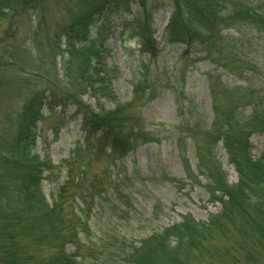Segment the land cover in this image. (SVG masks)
<instances>
[{
	"label": "trees",
	"instance_id": "trees-1",
	"mask_svg": "<svg viewBox=\"0 0 264 264\" xmlns=\"http://www.w3.org/2000/svg\"><path fill=\"white\" fill-rule=\"evenodd\" d=\"M45 1L0 0L3 70L21 72L26 66L28 50H17L13 45L26 28V16ZM168 1L165 39L169 44L183 45V58L193 47L204 52L205 58L213 53L221 55L226 43H233L232 39L224 41L220 32L224 24L230 28L247 25L264 33V0ZM62 2L65 15L57 21L55 43L49 44L54 60L61 58L56 75L13 80L8 76L15 102L13 111L4 116L6 122L0 125V264H200L202 258L205 264H264V151L254 157L249 141L253 133L264 134V89H248L239 98L229 89L228 105L222 107L212 88L211 123L202 126L199 118L190 122L192 112L185 122L199 159L198 136L206 138L209 164L197 167L199 175L208 181L211 201L221 205L219 212L202 222L184 216L180 223L140 241L127 238L111 225H95V231L91 228L94 212L89 205L96 198L107 202L111 215L117 218L125 217V213L130 218L134 215L129 196L116 176L104 170L88 177L89 163L107 150L123 159L135 146L153 141L155 136L124 105L105 108L101 102L112 98L111 76L103 60L105 38H89L88 32L99 27L96 16L115 10L128 14L121 23L123 40L136 38L142 51L152 58L160 50L152 28V9L145 0ZM134 3L138 10L129 12ZM42 24L45 22L41 20ZM244 65L253 67L246 59ZM5 79L0 76V86ZM134 93L138 97L139 89L135 87ZM85 95L88 99L83 100ZM243 99L252 106L245 120L238 112ZM69 106L81 116L85 134L84 141L72 151L71 160L84 155L83 166L76 174L68 166L63 183L47 198L41 182L52 164L49 158L33 152V134L44 109ZM219 143L237 176L235 183L228 182L227 172L216 159ZM217 237L224 241L221 250L214 243Z\"/></svg>",
	"mask_w": 264,
	"mask_h": 264
},
{
	"label": "rangeland",
	"instance_id": "rangeland-1",
	"mask_svg": "<svg viewBox=\"0 0 264 264\" xmlns=\"http://www.w3.org/2000/svg\"><path fill=\"white\" fill-rule=\"evenodd\" d=\"M248 1L259 3L263 0ZM169 4L168 0H145V5L152 9V28L160 50L155 58L142 51L136 38L123 40L120 35L121 23L127 13L112 10L98 15L95 21L99 27L88 32L89 38H105L103 60L111 76L112 98L101 102L105 108L124 105L128 113L139 122L142 121L146 131L155 136V140L135 146L123 159H118L107 150L89 163L87 172L88 177L104 170L116 176L123 185L125 195L129 196L133 206L130 212L133 211L134 215V218H130L125 213V217L118 215L120 218H117V215H111L107 202L96 198L89 205L94 212L91 228L95 231V225H111L134 241L178 224L184 216L190 215L195 221L202 222L209 214L219 212L221 205L211 201L206 187L208 181L199 175L197 167L200 163L209 164L206 138L198 136L201 145L199 159L194 142L188 137L185 122L187 118L190 119L189 113L192 112L194 118L190 122L199 118L202 126L211 123L212 88L222 107L228 105L226 91L229 89L234 90L231 91L234 95H240L235 96L237 98L244 96L248 89H264L263 32L247 25L230 28L224 24L220 26L224 41L226 43L232 39L233 43H226L221 55L213 53L205 58L204 52L193 47L191 53L183 58V45L169 44L165 39ZM135 10H138L137 3L130 7L129 12ZM64 15L62 0H47L41 8L26 16V28L13 45L17 50H28L29 54L24 55L26 66L22 67L21 72L0 67V76L6 78L0 86V125L6 122L5 114H10L14 109L15 101L11 96L14 86L8 81V76L13 80L21 76L32 79L56 75L57 62L60 67L61 58L56 57L54 60L53 49L49 48V44L55 43L57 21H61ZM41 20L45 24L40 26ZM2 29L3 26H0V37ZM1 50L0 43V54ZM235 51L236 54L239 51L253 67L249 69L244 65L243 57L235 55ZM52 63H55V67L51 66ZM219 83L223 92H220ZM135 87L139 89L138 97L134 93ZM84 99L88 97L85 95ZM90 102L93 103L92 100ZM251 108L248 101L243 99L238 109L239 118L247 119ZM33 135V152L40 158H49L52 164L41 182L49 198L51 191L56 192L63 183L68 166L74 168L75 174L83 166L84 155L75 161L71 160L72 151L84 141L81 116L74 112L72 106L65 109L57 107L53 111L44 109ZM249 141L253 156H259L264 151V134L253 133ZM216 150V159L227 172L228 182L235 183L237 176L220 143ZM214 243L219 250L224 245V241L218 237ZM205 262L202 258L200 264Z\"/></svg>",
	"mask_w": 264,
	"mask_h": 264
}]
</instances>
